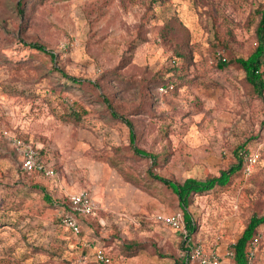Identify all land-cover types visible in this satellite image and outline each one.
I'll list each match as a JSON object with an SVG mask.
<instances>
[{
	"label": "rangeland",
	"instance_id": "obj_1",
	"mask_svg": "<svg viewBox=\"0 0 264 264\" xmlns=\"http://www.w3.org/2000/svg\"><path fill=\"white\" fill-rule=\"evenodd\" d=\"M16 3L0 0V264H96L97 246L110 264H175L179 235L154 214L180 208L144 177L151 160L131 152L120 116L133 124L136 146L156 153L153 171L176 181L218 175L243 148L256 154L249 173L240 169L187 208L192 239L231 248L249 217L264 214V89L257 93L237 66L219 65L253 50L264 0H26L22 14ZM175 15L185 28L174 39L187 40L193 62L177 92L162 93L146 81L173 56L159 31ZM23 40L43 43L56 61ZM74 111L80 120L66 115ZM13 137L43 150L55 174L23 171ZM81 190L96 210L76 214L75 234L58 218ZM258 232L264 264V227ZM130 240L143 247L126 255L121 245Z\"/></svg>",
	"mask_w": 264,
	"mask_h": 264
},
{
	"label": "trees",
	"instance_id": "obj_2",
	"mask_svg": "<svg viewBox=\"0 0 264 264\" xmlns=\"http://www.w3.org/2000/svg\"><path fill=\"white\" fill-rule=\"evenodd\" d=\"M158 0H149V4L153 5ZM26 2V0H17L16 3V10L19 14L23 13L22 4ZM149 5V8H151ZM257 14L259 15V19L255 29L256 35V44L253 50L246 56H234L230 57L229 59H223L220 62L219 66H226L229 64L237 66L244 74L245 81L249 83L257 93H261L264 89V6L257 8ZM180 26L181 28H185L180 19L175 15L172 19H168L165 21L159 31V37L162 38L164 43L170 46V49L173 51V56L169 57V61L165 63V65L156 72L148 81L142 79L138 81L139 84L144 86L146 82L159 84V86H165L166 90L170 93L175 94L177 90L181 87L184 80H186L189 76V66L193 62V56L189 51L188 42L187 40L184 43H177L173 36V31ZM30 48H33L37 51L42 52L43 54L47 55L52 61H56L55 53L50 51L46 48V46L39 42V41H22ZM131 44L129 45V48ZM220 51L221 50H217ZM216 51V52H217ZM130 57H123L119 64L112 69L111 71L113 75H111L114 79L119 78V70L123 68L125 65L124 61L129 60ZM126 59V60H124ZM62 76L65 77L67 80L72 81L74 84L81 83L82 80L65 73L61 68L56 67ZM146 81V82H145ZM107 98L104 97V100ZM108 102V100H107ZM109 103V102H108ZM109 108L111 109V105L108 104ZM111 114L115 116L117 113L111 109ZM68 117L73 118L75 120H80L81 116L77 112H70ZM120 119L127 125L129 130V146L130 150L133 154L138 156L147 157L151 160L152 165L146 170L144 177L150 181L157 182L167 189L175 196L177 200L179 208L183 211V217L185 221V225L188 229V233L193 235L196 229V223L192 219L191 214L188 212V207L194 200L195 196L202 195L208 193L210 190L214 189L216 186H225L227 185L232 175L242 169L243 160L242 155L243 153H248V151L243 148V151L236 154L237 161L232 163L226 169H222L218 175H208L203 178L189 176L184 178L182 181H176L171 178H167L161 176L153 171V166L157 163V155L156 153L146 151L142 148L136 146V135L134 131L133 124L130 120L126 117L120 116ZM241 148V147H239ZM116 150L115 154H118L119 148L114 149ZM41 157L45 162H49L48 158L45 156V152L40 149ZM242 153V154H241ZM43 154V155H42ZM112 165L120 166L121 169V160L112 158L110 160ZM54 167V165H53ZM55 169V168H54ZM38 189L43 192V197L46 201L50 200V196L46 193L45 188L39 185H36ZM65 213L62 214L58 218V222L61 223L62 217L66 215H72L76 218V212L73 210L71 203L67 199V204L65 205ZM78 223L80 222L79 218L77 219ZM260 226L264 227V214L257 215L252 214L247 223L245 224L243 230L241 231L240 235L236 238L235 242L231 246L233 251V259L236 264H245L247 259V252L249 249L250 241L255 237L258 236L260 238V233L258 232V228ZM181 243V242H180ZM143 247L142 243L130 240L124 241L121 245V251H123L126 255H133L135 252ZM182 251V250H181ZM110 254V253H109ZM111 256V254H110ZM94 257V251H93ZM258 254L254 259V263L257 264ZM175 264H186L184 255L182 252L179 256L174 259Z\"/></svg>",
	"mask_w": 264,
	"mask_h": 264
},
{
	"label": "built area",
	"instance_id": "obj_3",
	"mask_svg": "<svg viewBox=\"0 0 264 264\" xmlns=\"http://www.w3.org/2000/svg\"><path fill=\"white\" fill-rule=\"evenodd\" d=\"M160 92H166L165 86H158ZM12 144L20 156L21 168L27 173H39L47 177L55 174V169L51 162H45L38 148L22 139L13 137ZM243 172L249 173L256 163V154L243 153ZM69 202L73 210L79 215H95L96 203L87 190H81L69 195ZM154 220L163 226L169 227L178 233L182 243V255L186 264H236L233 259V251L230 247L219 249L217 243L206 244L200 239H192L185 225L183 211L177 209L171 213L157 212ZM61 225L77 234L79 223L72 215H66L61 219ZM255 236L249 243L247 259L245 264H255L254 259L258 253L259 240ZM94 261L96 264H110L111 256L101 246L94 250Z\"/></svg>",
	"mask_w": 264,
	"mask_h": 264
},
{
	"label": "crops",
	"instance_id": "obj_4",
	"mask_svg": "<svg viewBox=\"0 0 264 264\" xmlns=\"http://www.w3.org/2000/svg\"><path fill=\"white\" fill-rule=\"evenodd\" d=\"M179 237V236H178ZM180 238V237H179ZM181 241V239H179Z\"/></svg>",
	"mask_w": 264,
	"mask_h": 264
}]
</instances>
